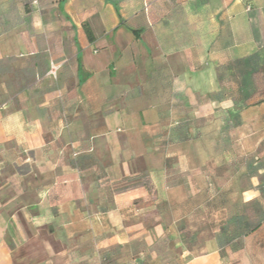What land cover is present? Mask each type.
Wrapping results in <instances>:
<instances>
[{"label": "crops", "instance_id": "obj_1", "mask_svg": "<svg viewBox=\"0 0 264 264\" xmlns=\"http://www.w3.org/2000/svg\"><path fill=\"white\" fill-rule=\"evenodd\" d=\"M238 73L264 83V0H0V264H233L201 209L264 157ZM255 168L239 200L264 203Z\"/></svg>", "mask_w": 264, "mask_h": 264}, {"label": "trees", "instance_id": "obj_2", "mask_svg": "<svg viewBox=\"0 0 264 264\" xmlns=\"http://www.w3.org/2000/svg\"><path fill=\"white\" fill-rule=\"evenodd\" d=\"M88 39L93 42L94 36L87 26L84 27ZM238 73L236 77H240ZM243 84H237L241 89L232 91L235 98L241 101H246V94L243 93ZM77 155V154H76ZM75 155V156H76ZM247 165L246 175L238 176L237 164H232L229 176L223 177V182L220 181V177L216 176L214 190L215 192L223 191V183L231 184L229 187L235 184L241 190L249 188L251 184L249 181L254 174H257L255 166L258 162ZM256 164V165H255ZM221 176V175H220ZM222 178V177H221ZM222 180V179H221ZM252 186V185H251ZM261 196H264V174L262 179L257 186ZM229 189V190H230ZM216 198V197H215ZM212 199L208 202L206 208H202L201 211L206 214L209 229L211 230L213 237L216 239L219 247V252L222 259H231L233 264H239L240 259L244 258L246 251V245L248 244L247 259L250 263L247 264H264V203L260 198L254 199L249 202H245L243 199L238 200L232 207L231 211L226 207V201H217ZM180 236L182 242L186 246L189 252L196 253L194 248L202 243L198 232H194L188 228L185 224L179 227ZM212 236V235H211ZM172 240L170 238L163 241L164 243L170 244ZM162 242H160L161 244ZM163 250L156 249L148 253L146 260L143 264H156L150 263L154 256L162 254ZM153 252L155 255H153ZM189 255L188 258H191ZM158 259V258H157ZM171 264V263H170ZM173 264V263H172Z\"/></svg>", "mask_w": 264, "mask_h": 264}, {"label": "rangeland", "instance_id": "obj_3", "mask_svg": "<svg viewBox=\"0 0 264 264\" xmlns=\"http://www.w3.org/2000/svg\"><path fill=\"white\" fill-rule=\"evenodd\" d=\"M241 76L246 77V82L241 85L242 86V90L243 93L246 94L247 100L246 102L249 103L250 101H258V100H263L264 99V83H261L259 80L260 75L258 74H247V75H243L241 74ZM206 124V122L204 123ZM210 126V123H209ZM212 127V126H210ZM207 140L203 143V147L204 149L206 148L207 145ZM253 155V154H252ZM248 156V164L249 166L251 164L256 163L253 159V156ZM259 160L258 165H262L264 166V157H260L261 154L258 155ZM247 164V165H248ZM256 169V168H255ZM226 195H225V201H226V207L228 209H230L231 211V207L240 199V193L238 191V186H236L235 184H233L231 186V189L229 191H226ZM203 195L202 196H198L197 198H195L193 201L191 200L190 203L187 205V210L188 211H196L194 209L197 205H200L203 201ZM193 227H192V231H196L199 234V238L200 240H207L211 235L209 234V231L207 229V222L206 219L199 213H195L194 214V218H193ZM202 241V242H203ZM182 252L183 250L181 249H174V250H168L165 251L166 255H165V260L166 262L169 263V261L173 262V264H176L180 261H183L185 259V256H182ZM202 252V250H198L196 252V254ZM172 264V263H171Z\"/></svg>", "mask_w": 264, "mask_h": 264}]
</instances>
